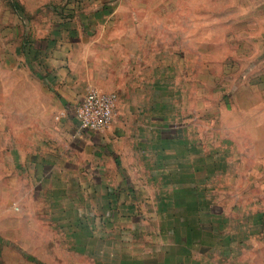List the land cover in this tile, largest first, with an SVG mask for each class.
Segmentation results:
<instances>
[{
  "label": "rangeland",
  "instance_id": "obj_1",
  "mask_svg": "<svg viewBox=\"0 0 264 264\" xmlns=\"http://www.w3.org/2000/svg\"><path fill=\"white\" fill-rule=\"evenodd\" d=\"M0 264H264V0H0Z\"/></svg>",
  "mask_w": 264,
  "mask_h": 264
},
{
  "label": "built area",
  "instance_id": "obj_2",
  "mask_svg": "<svg viewBox=\"0 0 264 264\" xmlns=\"http://www.w3.org/2000/svg\"><path fill=\"white\" fill-rule=\"evenodd\" d=\"M118 99L110 93L89 91L79 102L75 117L81 132H100L113 123Z\"/></svg>",
  "mask_w": 264,
  "mask_h": 264
},
{
  "label": "crops",
  "instance_id": "obj_3",
  "mask_svg": "<svg viewBox=\"0 0 264 264\" xmlns=\"http://www.w3.org/2000/svg\"><path fill=\"white\" fill-rule=\"evenodd\" d=\"M83 98H84V96L80 98V101H81ZM80 101H79V102H80ZM77 103H78V102H77ZM78 104H79V103H78ZM78 104H77V105H78Z\"/></svg>",
  "mask_w": 264,
  "mask_h": 264
}]
</instances>
